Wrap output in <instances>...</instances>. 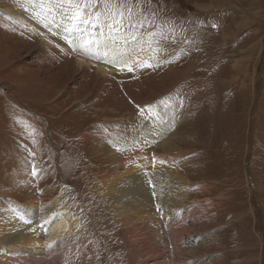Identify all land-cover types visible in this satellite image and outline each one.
Instances as JSON below:
<instances>
[{"label":"rangeland","instance_id":"obj_1","mask_svg":"<svg viewBox=\"0 0 264 264\" xmlns=\"http://www.w3.org/2000/svg\"><path fill=\"white\" fill-rule=\"evenodd\" d=\"M41 1L0 0V211L58 198L84 226L79 239L95 264H132L131 235L98 193L115 162L103 144L124 161L123 135L147 132L157 144L144 157L159 154L166 165L165 142L179 132L173 164L191 185L178 228L164 234L176 263L264 264V0H51L38 11ZM96 6L151 11L145 24L100 20L112 36L141 42L132 49L138 65L121 69L98 61L107 59L101 52L78 50L91 18L71 16L81 28L64 32L76 24L62 8L90 14ZM8 7L22 23L4 13ZM168 24L182 34L161 44ZM182 49L189 55L180 59ZM154 234L149 251L164 254L167 244L158 247Z\"/></svg>","mask_w":264,"mask_h":264},{"label":"bare ground","instance_id":"obj_2","mask_svg":"<svg viewBox=\"0 0 264 264\" xmlns=\"http://www.w3.org/2000/svg\"><path fill=\"white\" fill-rule=\"evenodd\" d=\"M39 4L40 10L38 11H43L44 6L50 7L49 4L44 2ZM10 8L8 7V11L12 16L21 21V15L18 12L11 11ZM27 10L29 9L25 11L27 12ZM33 10V6H31L30 11ZM43 13H46L43 18L49 16L47 12ZM56 18V23H59L60 19L57 20ZM67 18L71 20L72 24H76L70 28L69 32H73L76 27H79V24L77 21L73 23L74 19L71 16ZM34 23L45 31L50 29V27L36 21ZM25 24L31 28L29 25H32V23L25 22ZM45 24H48V22H45ZM112 35L111 31L108 30L104 31L99 37L91 35L87 43L83 39L84 33L81 31L79 37L84 41L82 40L81 43L75 44V46L78 50L87 53L101 52L105 54L107 62L118 65L121 69H131L138 65L142 56L138 53H132V49H138L141 42L126 41L121 34ZM46 42V38H44L42 44ZM81 45L86 46L81 47ZM83 62L78 59L75 64L82 68L84 66ZM97 71L103 77L106 75V69L103 67L98 68ZM174 75L171 74V76ZM185 75L187 76V71L179 76L176 82L180 81ZM140 127H144V125ZM156 130L160 131V129ZM142 136L148 138L146 140L148 141L147 146H145L146 142L142 140ZM154 136L156 137V135ZM154 136L152 135V137ZM179 136L178 132L177 136L165 142L163 150L168 152L170 156L166 160V165H163V161L159 157L157 158L159 154L153 153L151 157H144L145 149L149 144H157L154 141L149 142L152 138L148 137L147 132L135 138H132L129 134H124V139L119 141V145H117V140L112 142L120 149L121 155L123 152L121 146L127 148L128 158L124 161H121L117 152L111 151L108 143L103 144L105 152H110L115 162L101 176L99 181L101 184L98 182L100 184V192L98 191V193L102 199L101 201H104L112 215H115L117 222L122 224L125 231L131 235L133 249L125 232L130 245L132 260L134 261L132 264H140L142 260L145 261L144 264H177L174 249L170 248V244L172 246L174 240L173 238L166 239L164 234L178 228V216L185 207L183 202L191 185L189 180L182 177L184 175L181 176L175 170L176 166L173 164L175 154L180 152L176 145V140H179L176 138ZM57 199L43 207H40L37 200L32 202L30 200L28 201L30 203L10 206L9 211H0V264H95L97 262L98 258L95 252L91 249L88 252L84 250L87 248L83 245L87 243L79 239L84 231V226L75 217L76 215L73 216L70 208L57 201ZM154 231L158 234L157 246H162V243L167 244L165 247L168 250L164 248V254H152L154 252L149 251V249H152L153 243H156ZM149 237L151 242H149ZM179 246L181 245L178 244L176 247ZM182 247L187 248L185 244ZM143 251L155 257L152 258L149 255L144 257L142 256ZM181 262L185 263V261L179 263Z\"/></svg>","mask_w":264,"mask_h":264},{"label":"crops","instance_id":"obj_3","mask_svg":"<svg viewBox=\"0 0 264 264\" xmlns=\"http://www.w3.org/2000/svg\"><path fill=\"white\" fill-rule=\"evenodd\" d=\"M98 7V6H97ZM99 8V7H98ZM147 11L145 9L140 10L139 12L132 11V10H126L122 8L119 12H117L114 9H111L109 6H107L105 11H101L100 9L93 10L91 12V18L93 19H119V18H141L143 16H146ZM84 15H87L84 13ZM105 24V23H104ZM100 27V23L98 24V28Z\"/></svg>","mask_w":264,"mask_h":264},{"label":"snow or ice","instance_id":"obj_4","mask_svg":"<svg viewBox=\"0 0 264 264\" xmlns=\"http://www.w3.org/2000/svg\"><path fill=\"white\" fill-rule=\"evenodd\" d=\"M86 45H81V47H85Z\"/></svg>","mask_w":264,"mask_h":264}]
</instances>
